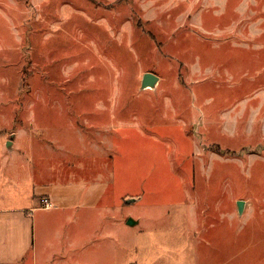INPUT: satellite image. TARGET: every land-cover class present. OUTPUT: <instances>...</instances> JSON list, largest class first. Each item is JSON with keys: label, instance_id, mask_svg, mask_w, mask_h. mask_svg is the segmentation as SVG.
Instances as JSON below:
<instances>
[{"label": "rangeland", "instance_id": "374dc122", "mask_svg": "<svg viewBox=\"0 0 264 264\" xmlns=\"http://www.w3.org/2000/svg\"><path fill=\"white\" fill-rule=\"evenodd\" d=\"M81 169L71 264H264V0H0V208Z\"/></svg>", "mask_w": 264, "mask_h": 264}, {"label": "crops", "instance_id": "0c3cea01", "mask_svg": "<svg viewBox=\"0 0 264 264\" xmlns=\"http://www.w3.org/2000/svg\"><path fill=\"white\" fill-rule=\"evenodd\" d=\"M81 173L83 169L76 176L72 172L53 173L55 179L48 178L43 195H28L20 207L0 208V264L74 262V246L84 244V232L91 222L83 212L98 210L104 201L100 173L97 187L85 186ZM45 200L51 204V210L43 209ZM91 202L93 205H89ZM67 223L76 227L78 233L81 231V236L75 239L71 230L66 236ZM99 226L98 223L97 229ZM96 234L99 240H107L102 230ZM83 252L82 247L77 250L78 254Z\"/></svg>", "mask_w": 264, "mask_h": 264}, {"label": "water", "instance_id": "95a60500", "mask_svg": "<svg viewBox=\"0 0 264 264\" xmlns=\"http://www.w3.org/2000/svg\"><path fill=\"white\" fill-rule=\"evenodd\" d=\"M159 78H157L156 76L152 75V74H146L143 76L142 81H141V86H140V90L141 92H145V91H155L159 85ZM14 137H11L8 144H7V149L9 152L12 151V147H13V142ZM137 201H128L127 205H131L136 203ZM243 210H244V203L240 202L237 204V211H238V215L241 216L243 214ZM137 226V223L133 222V221H129L128 223V227L133 228Z\"/></svg>", "mask_w": 264, "mask_h": 264}, {"label": "built area", "instance_id": "2783aa9c", "mask_svg": "<svg viewBox=\"0 0 264 264\" xmlns=\"http://www.w3.org/2000/svg\"><path fill=\"white\" fill-rule=\"evenodd\" d=\"M42 205H43L44 210H51L52 209L51 204L47 200L43 201Z\"/></svg>", "mask_w": 264, "mask_h": 264}]
</instances>
